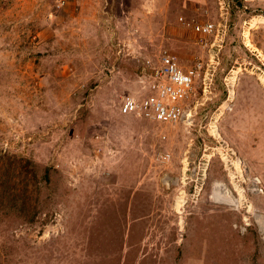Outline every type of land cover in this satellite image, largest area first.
Segmentation results:
<instances>
[{
    "label": "rangeland",
    "instance_id": "1",
    "mask_svg": "<svg viewBox=\"0 0 264 264\" xmlns=\"http://www.w3.org/2000/svg\"><path fill=\"white\" fill-rule=\"evenodd\" d=\"M224 1L226 71L249 42L264 51V0ZM220 13L219 0H0V264H264L257 78L226 105L188 102L190 128L121 111L151 94L164 54L185 70L202 57L181 18ZM216 120L234 176L205 129Z\"/></svg>",
    "mask_w": 264,
    "mask_h": 264
},
{
    "label": "built area",
    "instance_id": "2",
    "mask_svg": "<svg viewBox=\"0 0 264 264\" xmlns=\"http://www.w3.org/2000/svg\"><path fill=\"white\" fill-rule=\"evenodd\" d=\"M243 1L249 3L254 0ZM219 4L221 13L216 21L192 24L184 18L180 19L183 25L189 26L196 34L203 52L192 70H185L176 57L169 53L164 54L157 64L152 68L149 66L153 79L151 94L141 100L133 97L126 98L121 106L123 114H137L162 125L179 123L190 128L194 125L197 107L191 106L188 102H192L191 99L197 92L196 85L200 84L201 93L195 102H203L200 104L204 105L206 102H215L218 99L220 91L217 79L223 71V52L231 32L229 4L224 0H219ZM248 44L246 47L250 53L249 58L243 62L235 61L230 69L223 71L222 84L226 94L223 105L235 101L237 88L244 73H250L256 77L264 87V51L253 48L250 42ZM216 122L217 120L205 129L209 136H213L222 143L218 151L226 162L227 170L233 169L230 175L234 176L241 171L239 169V166L242 168L241 160L236 150L220 136Z\"/></svg>",
    "mask_w": 264,
    "mask_h": 264
},
{
    "label": "crops",
    "instance_id": "3",
    "mask_svg": "<svg viewBox=\"0 0 264 264\" xmlns=\"http://www.w3.org/2000/svg\"><path fill=\"white\" fill-rule=\"evenodd\" d=\"M194 67V66H193ZM187 70L188 71H191L192 70V68H187ZM218 87H220V88H223V84H222V82H220L219 83V86ZM196 93H197V96H199L200 95V93H201V88H200V84H198L197 86H196ZM222 93H224V92H222ZM221 93V94H222ZM196 97V95H194V97L193 98H195ZM220 97V96H219ZM223 97V96H222ZM226 99V96H224V98H218V99H216L215 100V102H224V100ZM192 102H195V100L194 101H192Z\"/></svg>",
    "mask_w": 264,
    "mask_h": 264
},
{
    "label": "trees",
    "instance_id": "4",
    "mask_svg": "<svg viewBox=\"0 0 264 264\" xmlns=\"http://www.w3.org/2000/svg\"><path fill=\"white\" fill-rule=\"evenodd\" d=\"M28 167H29V169L31 170V169H35V166H34V163H32V162H29L28 163ZM46 178H47V180H49V170L47 171V176H46Z\"/></svg>",
    "mask_w": 264,
    "mask_h": 264
}]
</instances>
